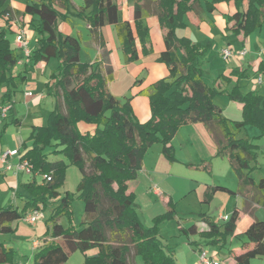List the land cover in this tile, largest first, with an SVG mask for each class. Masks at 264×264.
I'll return each mask as SVG.
<instances>
[{"label": "trees", "instance_id": "1", "mask_svg": "<svg viewBox=\"0 0 264 264\" xmlns=\"http://www.w3.org/2000/svg\"><path fill=\"white\" fill-rule=\"evenodd\" d=\"M82 1L74 12L71 0H26L24 11L16 13L30 17L36 43L24 70L16 73L23 56L17 48L11 47L7 37L13 17L9 0H0V15L7 17L6 26L0 27V87L6 88L1 103L11 104L12 109L14 95L27 82L28 71L39 62L58 60L46 84L47 93L54 99L48 121L33 126L29 139L34 140L35 145L27 147L23 142L24 149L19 150L21 159L32 166V178L20 184L24 193L15 192L17 197L23 198L24 208L20 211L10 202L1 206L0 232H14L13 223L19 221L27 209L37 211L50 207L43 246L35 253L31 264H66L76 251L86 255L87 264H136L137 256L142 257L144 264H176L172 250L167 249L159 237L158 225L146 226L139 218L134 204L136 194L130 190V182L138 178L144 157L153 144L161 143L165 157L175 161L171 141L180 127L202 122L220 128L222 139L216 156L229 160L239 180L238 190L208 185L203 201L210 202L217 191L232 195L244 193L248 186L264 197V177L256 181L250 171L257 157L256 144L238 136L247 123L260 126L264 133V95L258 90L242 92L241 76L246 75L248 69L234 68L230 76L221 73L213 85L204 80L198 58L205 47L177 34L178 28L186 27L184 16L189 11L195 10L198 14L201 0H155L153 4L160 23L167 29L166 48L159 59L170 73L140 91L150 100L151 116L147 121H139L132 109L131 97L122 101L109 89L113 67L111 50L104 40L100 39V60L83 61L80 40L61 32L58 23L75 16L84 19L95 33L106 24H114L125 59L131 62L139 57L137 36L143 44L148 40V27L144 22L146 3L140 0L135 3L134 30L131 22L119 20L116 0ZM221 1L228 0H213L209 4ZM234 1L237 11L228 21L233 22L231 29L235 33L248 37L264 26V0ZM180 49L183 50L181 56ZM257 72L264 73V61L259 63ZM218 94L241 103L244 119L226 117L215 102ZM10 123L17 125L20 121L12 118L3 130ZM55 143L60 147L54 150L55 154H65L82 174L77 192L84 201V214L76 226L65 227L60 222L63 214L71 212L73 194L62 195L59 190L68 164L64 159L49 160L41 149V145ZM191 166L209 171L211 161ZM36 174L44 176L43 183H38ZM172 203L170 199L169 204ZM168 213H175V208L171 206ZM239 218L237 206L223 221H215L206 212L200 213V219L208 226L206 235L213 238L215 244L222 241L225 244L226 235L235 232ZM198 231L197 224L192 223L185 232L197 234ZM244 234L246 240L241 250L230 251L236 264H251L252 258L264 257V220L255 218ZM12 253V247L0 241V264H12Z\"/></svg>", "mask_w": 264, "mask_h": 264}, {"label": "rangeland", "instance_id": "2", "mask_svg": "<svg viewBox=\"0 0 264 264\" xmlns=\"http://www.w3.org/2000/svg\"><path fill=\"white\" fill-rule=\"evenodd\" d=\"M76 1L79 2L81 0ZM6 18V16L0 15V22L2 21L5 26L7 23ZM253 33L249 34V36H251H248V41H251L253 46L257 48L256 52L259 49L264 52V27L261 34H259V30ZM7 37L10 40L11 47L15 48V36L11 28H9ZM35 40L36 38L32 40L30 47L34 46ZM228 40L231 41L233 46V54L228 60H222L216 53L213 54L210 59L206 57L201 60L204 70V80L209 85H213L216 76L214 74V69H218L219 73L224 69L230 68L229 75H231L233 67L236 64L241 65V58L238 53L241 50L243 38H238L237 33L231 32L229 33ZM82 58H87L85 49L82 52ZM262 58H264V55ZM57 63V59H52L45 68L38 66L28 71L27 82L20 87V90L13 98L16 106L15 108L18 109V116L23 120V123L20 126L10 123L3 130L6 121H12V117H10V119L7 118L0 129V132L3 131V135L0 134V141L3 142L5 148L15 147L23 151V142L26 143L27 147L35 145V141L29 139L32 128L33 126L46 124L50 111L54 106V99L47 93L46 84L50 79L52 71L57 67ZM19 69L20 67L17 66L15 72L18 73ZM258 77V72L255 73L253 70H249L246 72V75L241 76L240 86L242 92L258 90L264 95V84L262 85L258 82ZM233 79L236 80L237 77L233 76ZM123 83L120 74H118L116 83H111L113 84V92H111L122 101L124 100L123 97H121ZM42 89H44L46 93V100L42 102L35 100V104L28 105L29 101L25 98L26 92H31L33 96L30 98H37ZM215 102L224 108V113L232 120L244 119L243 111L239 103L232 101L227 95H216ZM9 106H11V104H9ZM238 136L256 144L254 148L257 151V157L251 163L250 171L251 176L256 181H259L260 178L264 177V133L260 126L247 123L239 132ZM58 147L56 143L47 146L41 145V149L49 160L64 159L68 164L64 184L59 190L62 195L66 192L73 194L70 206L71 212L63 214L60 218V222L65 227H71L78 225L83 219L84 201L77 192L82 174L79 167L72 163L65 154H55L54 150ZM150 164L157 167L164 175V177L161 178L159 176V178H157L158 183H156L160 186L159 188L162 194L158 195L154 193L155 180L152 179L153 176L149 173L150 180L148 181V185L151 186V189L146 187L145 176H148L147 172L146 175L144 172H141L139 181L130 182L129 187L136 193L134 204L139 218L146 226L158 225L159 237L167 249L170 248L172 250L176 264H199V250H205L209 254H212L220 264H236L232 260L233 256L230 251L240 248L242 242L246 240L244 230L253 217L256 216L264 220V197L260 192L249 186L245 189L244 193L254 194L253 196L251 195L252 197L250 196L251 203H254L256 200L259 202L258 205L260 206L253 211L248 210L249 212H244L247 206H244L243 197L241 195V200L238 201L239 206H241V217L239 218L235 232L226 235L224 239L225 244L223 241L215 244L212 242L213 238L206 235L208 226L200 219V213L206 212L214 220L220 221L222 219L220 214H228L231 210L233 212L235 202L239 199L238 196L235 197V195L225 191H217L210 202H204L203 199L206 190L205 182L216 183L238 190L239 180L229 160L225 157L217 158L211 164L209 171L201 170L199 172L197 170L188 169L180 164H171L170 160L161 152V143H158L153 144L149 148L146 165L149 167ZM27 179L28 177L25 176L23 180ZM36 179L38 183H43L44 176L42 174H36ZM145 188H147L146 192L144 191ZM17 192L24 193V190L20 188ZM172 193H174L175 199L172 205H170L168 198ZM8 195H11L9 187L6 186V181L0 178V206L9 202ZM18 206L19 210L22 211L24 203H18ZM171 206L175 208V213H168ZM37 212L39 215L37 222L30 223L27 220L30 214L35 213V210L27 209L24 211L23 217L19 221L13 223L15 228L14 232H0V241L13 249L12 264H31L34 260L35 253L43 246L42 236L47 231V218L50 215V207H41ZM166 213L168 214L166 215ZM192 223H196L199 228L197 234H188L185 232ZM36 239L39 240L38 248H34L32 245L33 241ZM88 254L91 255V252ZM137 262L138 264H144L141 256H137ZM66 264H87L86 255L81 251H76L70 256ZM251 264H264V257L252 258Z\"/></svg>", "mask_w": 264, "mask_h": 264}, {"label": "crops", "instance_id": "3", "mask_svg": "<svg viewBox=\"0 0 264 264\" xmlns=\"http://www.w3.org/2000/svg\"><path fill=\"white\" fill-rule=\"evenodd\" d=\"M116 1L119 6V20L120 21L128 20L129 22L132 23L133 28L135 30L134 12H135V3L137 2V0H116ZM143 1H145L146 3V7H145L146 14L144 15V22L148 27V38H147L148 40L143 44L135 31V35L137 36V46H138V55H139L138 59L135 61L128 62L125 59V56L121 49V44L117 34V29L114 24H106L99 29L98 33H95L91 31L90 25L84 19L75 16H71V18L68 21L59 20L58 23V28L61 32L69 33L80 40L81 43L80 57L83 61L94 63L95 61L100 60V50H101L100 39L102 38L104 40L107 49L111 50L110 62L113 67V75L111 80H109L108 82L109 89L110 91H112V85L116 83L118 79V74H120V78L124 82L123 87L121 88V97H123V99H125L126 97H131L132 109L134 111L136 118L141 122L147 121L150 118L151 106L148 96L140 93V91L150 87L161 78H165L169 76L170 73L168 66L159 59L160 54L166 48L165 34L167 29L163 27L160 23L157 11L153 4V1L155 0H140V2ZM212 1L213 0H201L200 5L198 7L199 9L198 14L195 10L189 11L184 16V20L187 23L186 27L177 29V34L179 36L189 37L193 42H198L205 47V52L203 53V55L199 56L198 58V61L201 63V65H202L201 60L203 58L207 57L208 59H210L215 53L218 55V57L224 60L220 53L221 49L226 47L233 49L231 41L228 39H229V33L231 32L235 33V32L231 29L233 22L229 23L228 18L230 15H233L237 11L236 3L234 0H228V1L217 2L210 5L209 3H211ZM25 3L26 0H9V6L12 9V13H13V17L11 18L10 23H11V29L15 36V48H17L23 56L22 59L18 61L17 66L20 67L18 72L22 71L23 68H25V63L28 61V58L24 55L23 50L19 48L18 45L16 44L17 33L20 30L25 31L26 37L29 40L30 49H33L36 43L35 40L34 46L30 47L32 40L36 38V34L34 33L32 27L29 24L30 17L21 14L19 15L16 13V12L22 13L24 11ZM82 3H83L82 0L79 2L76 0H71L72 11L76 12L79 9V7L82 5ZM0 26L3 27L5 26V24L1 21ZM263 27L259 30V34L262 33ZM237 37L243 38L241 49H246L247 53L244 57L240 56L241 65L236 64L233 67V69L239 68L240 69L239 71H241L242 69H248L247 71L253 70V72L256 73L259 67V63L261 61H264V58H262L264 52H262L261 49L257 50L256 52L257 48L253 46L251 41H248L249 37H245L243 34H237ZM84 49L87 58H82V52ZM178 53L181 56L183 54V50L181 49L178 50ZM47 64L48 63L46 62H40L35 66V68L38 66L45 68ZM230 70H231L230 68L224 69L218 73L219 70L214 69V74L216 76L213 81V84H215V80L221 73H223L226 76H230L229 75ZM258 76L262 77L261 84L263 85L264 74L258 72ZM217 81H218L217 83H220L219 80ZM4 92H5V86L0 87V98L2 97ZM31 96H33L31 95V92L27 91L25 98L29 101L28 105L35 104V100H38V102H42L47 98L44 89H42L39 92V96L37 97L38 99L35 97L30 98ZM0 106H1L0 129L1 126L7 120V118L10 119V117L12 118L16 117L19 119L20 123L17 124V126H20L23 123V120L18 116V109L15 108L16 106L14 101H13L12 109H9V111L7 112V116L5 117L2 115V109L5 106L2 103ZM239 106L242 109L241 103H239ZM220 107L223 110V114L226 117L230 118L224 113V108L222 106ZM2 132H0L1 135H3ZM221 139H222V132L216 124H211L208 126L205 123L196 122V123L183 125L182 127H180L177 134L174 136V138L171 141L175 149L176 160L170 162L173 165L180 164L188 169L197 170L200 172L201 170L196 169L191 165L201 163L202 161L205 160H210L212 164L214 160H216L217 158H221L219 156H216L218 144L219 141H221ZM13 149H19V148H15V147L5 148L3 142L0 141V156L3 152ZM148 152L144 157L143 166L139 171L138 178L132 181L131 183L139 181L141 172H144L145 175L147 172V174L149 173L151 176H153L152 179L155 180L154 193L158 194L157 191H161V190L159 188L160 186L156 184L158 183L157 178H159V176L160 178L164 177V175L160 170H158L157 167H154V165L150 164L149 167L146 165ZM161 152H162V145H161ZM18 161L19 158L17 157L10 158V162L12 164H16ZM149 174L148 176H145L146 177L145 183L147 184L146 187L148 188L151 187L148 185V181L150 180ZM25 176L28 177L27 180H23ZM0 178L6 181V186L9 187V190L11 192V195H8L9 202L13 203L17 207H19L18 203L23 204L24 203L23 198L17 197L15 195V192L19 191V189L21 188L20 187L21 183L28 182L32 178V174H28L23 171H16L14 168L7 169L0 160ZM205 183H206L205 189L207 188L208 185H220L216 183H209L207 181ZM238 188H239V184H238ZM144 191L146 192L147 188H145ZM241 195L243 197L244 206L245 207L247 206V209L245 208L244 212H249L248 210L253 211L255 208L260 206L258 205L259 202L256 200L254 201V203H251L250 196L251 195L253 196L254 194H249V193L246 194V193L238 192L237 194H235V197L238 196L239 200L235 202L234 208L236 206L238 207V209L240 210V217H241V206H239L238 201L241 200ZM170 199L171 200L175 199L174 193L170 194L168 201ZM231 212L232 210L230 211V213ZM230 213L220 214V217L222 218L220 221L225 220L224 217L228 218L230 216ZM255 218L257 217L256 216L253 217L251 222ZM32 245L34 248H38L39 240L38 239L34 240ZM234 250L236 252H239L241 249L237 248ZM134 259L136 264H138L137 257H135ZM232 260L234 263H236L234 257Z\"/></svg>", "mask_w": 264, "mask_h": 264}, {"label": "built area", "instance_id": "4", "mask_svg": "<svg viewBox=\"0 0 264 264\" xmlns=\"http://www.w3.org/2000/svg\"><path fill=\"white\" fill-rule=\"evenodd\" d=\"M16 44L18 45L19 48L23 50L24 55L28 58L31 49L29 48V40L26 37V33L24 30H20L17 35H16ZM221 56L224 60H228L232 56V49L229 47L223 48L220 51ZM247 51L246 49H241L240 52L238 53L239 56L244 57L246 55ZM258 82L262 83V77H258ZM10 107L5 106L2 109V115L5 117L7 116V112L9 111ZM11 157H17L19 158V161L16 164H12L10 162ZM1 162L5 165L7 169H15L16 171H23L28 174H32V166L27 160H22L21 159V154L19 149H13V150H7L3 152L0 156ZM158 194H161V191H157ZM39 218L38 212L35 211V213L30 214L27 217V220L30 223H35L37 222ZM224 219H227V217H224ZM199 264H220L218 260H216L215 256L212 254H209L205 250H199Z\"/></svg>", "mask_w": 264, "mask_h": 264}]
</instances>
